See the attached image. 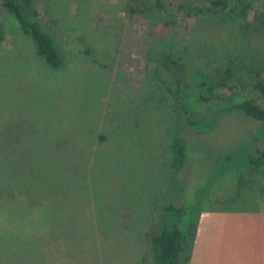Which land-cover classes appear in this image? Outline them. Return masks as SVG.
I'll return each instance as SVG.
<instances>
[{"label": "rangeland", "instance_id": "374dc122", "mask_svg": "<svg viewBox=\"0 0 264 264\" xmlns=\"http://www.w3.org/2000/svg\"><path fill=\"white\" fill-rule=\"evenodd\" d=\"M145 1L36 0L60 69L0 8V264H148L166 202L194 205L197 223L264 205V177L246 167L264 123L226 109L255 96L253 72L264 77V0L245 17L193 19L182 0H162L159 14L140 13ZM163 53L185 64L199 128L156 71ZM219 66L233 68V88L217 87ZM177 134L188 160L173 172Z\"/></svg>", "mask_w": 264, "mask_h": 264}, {"label": "trees", "instance_id": "16d2710c", "mask_svg": "<svg viewBox=\"0 0 264 264\" xmlns=\"http://www.w3.org/2000/svg\"><path fill=\"white\" fill-rule=\"evenodd\" d=\"M254 0H182L180 8L184 9L187 17L193 19L200 13H223L229 11L235 16L245 17L252 9ZM0 8H4L17 20L23 34L29 36L33 42L37 55L53 69H60L64 65L63 53L53 34L42 22L36 0H0ZM165 9L162 0H146L140 13L155 12L159 14ZM4 39V29L0 22V42ZM185 64L174 60L170 54H160L156 71L160 69L168 72L172 77L166 81L161 75L167 91L171 95L175 110L182 115L186 122L196 128L200 127L185 99ZM172 71L175 73L173 75ZM234 70L230 66H219L216 74L219 76L217 87L233 88L230 84ZM211 91V89H209ZM251 91L255 96L242 98L236 102L229 101L226 109L238 110L245 116L264 123V108L257 101L264 99V77L260 72H253ZM221 97V96H220ZM215 98V97H214ZM257 98V99H255ZM204 100L206 98H203ZM216 99L220 100L219 96ZM260 103V104H259ZM262 105V106H261ZM171 168L173 172L181 171L188 160V142L177 134L170 144ZM247 173L250 177L264 174V146L257 148L254 153L246 155ZM261 177V176H260ZM160 213L159 221L149 234L148 264H186L189 242L194 238L197 212L194 205L166 202ZM68 232V231H64Z\"/></svg>", "mask_w": 264, "mask_h": 264}, {"label": "crops", "instance_id": "0c3cea01", "mask_svg": "<svg viewBox=\"0 0 264 264\" xmlns=\"http://www.w3.org/2000/svg\"><path fill=\"white\" fill-rule=\"evenodd\" d=\"M262 190L257 202L264 201ZM212 215L199 217L186 264H264V205Z\"/></svg>", "mask_w": 264, "mask_h": 264}]
</instances>
